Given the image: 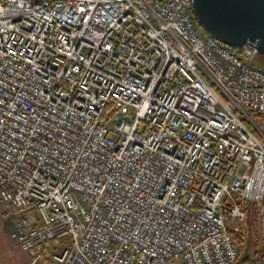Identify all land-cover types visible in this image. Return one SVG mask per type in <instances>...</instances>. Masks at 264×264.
<instances>
[{
	"label": "built area",
	"instance_id": "1",
	"mask_svg": "<svg viewBox=\"0 0 264 264\" xmlns=\"http://www.w3.org/2000/svg\"><path fill=\"white\" fill-rule=\"evenodd\" d=\"M191 14L0 0V205L30 264L53 240L52 264H235L246 202L264 248V71Z\"/></svg>",
	"mask_w": 264,
	"mask_h": 264
},
{
	"label": "water",
	"instance_id": "2",
	"mask_svg": "<svg viewBox=\"0 0 264 264\" xmlns=\"http://www.w3.org/2000/svg\"><path fill=\"white\" fill-rule=\"evenodd\" d=\"M192 15L207 35L230 48L264 54V0H191Z\"/></svg>",
	"mask_w": 264,
	"mask_h": 264
},
{
	"label": "trees",
	"instance_id": "3",
	"mask_svg": "<svg viewBox=\"0 0 264 264\" xmlns=\"http://www.w3.org/2000/svg\"><path fill=\"white\" fill-rule=\"evenodd\" d=\"M191 18L196 23L195 18L191 14ZM199 30H201L199 28ZM201 34L206 35L202 30ZM252 66L264 71V54H257L255 59L252 62ZM252 120L258 126H264V119L259 117L258 115H251ZM248 125V124H247ZM249 127V125H248ZM252 129V128H251ZM255 133V136L262 141L259 133L252 129ZM245 207V221H244V230L242 234L234 235V238L240 245L239 256L235 262V264H252L253 260L257 257H260L264 253L263 243L259 236L256 224V206L253 203L246 202L244 204ZM59 241H46L42 245V257L43 261L46 264H51V254L54 248L59 244Z\"/></svg>",
	"mask_w": 264,
	"mask_h": 264
},
{
	"label": "rangeland",
	"instance_id": "4",
	"mask_svg": "<svg viewBox=\"0 0 264 264\" xmlns=\"http://www.w3.org/2000/svg\"><path fill=\"white\" fill-rule=\"evenodd\" d=\"M14 220V215L7 214L3 206L0 205V264H30V256L25 251L14 246L11 239V233L15 230ZM36 264L46 263H44L42 257V260Z\"/></svg>",
	"mask_w": 264,
	"mask_h": 264
},
{
	"label": "crops",
	"instance_id": "5",
	"mask_svg": "<svg viewBox=\"0 0 264 264\" xmlns=\"http://www.w3.org/2000/svg\"><path fill=\"white\" fill-rule=\"evenodd\" d=\"M176 263L181 264L179 261L172 262V263H170V264H176Z\"/></svg>",
	"mask_w": 264,
	"mask_h": 264
}]
</instances>
